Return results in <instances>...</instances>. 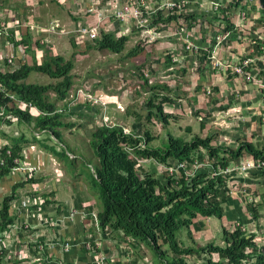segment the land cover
<instances>
[{
	"label": "crops",
	"instance_id": "obj_1",
	"mask_svg": "<svg viewBox=\"0 0 264 264\" xmlns=\"http://www.w3.org/2000/svg\"><path fill=\"white\" fill-rule=\"evenodd\" d=\"M184 1L186 2V13L181 17L168 20V16H166L168 13L167 9L158 11L153 26L160 35L153 41H145L142 36V29L136 28L132 22H117L114 20L113 16L109 19H104L101 27L102 30L114 32L115 35H128L129 39L136 35L145 53H147V50L152 51V49L147 48L148 46H151V48L154 46L156 49L168 48L166 53H168V56H170L172 60L169 66L165 64L168 69L173 70L176 65L183 66L192 63L195 68L200 66L198 73L201 72L198 77L201 80L203 79V84H205L206 80V77H203L206 74L207 81L209 79V83L213 84L215 90L224 92L227 89L224 81L229 82V80L232 79L233 81L231 80V83L234 87H240L238 94L250 97L249 90L247 89L248 87H242L243 82L246 84V82L250 81H243V79L236 74H232L230 79L226 78L222 79L223 81H219L218 78L222 77L223 72L221 73V70L213 65L211 58L215 57L218 60L236 62L239 57L246 55H261L259 46H264V1L242 0L239 7L227 9L228 16L226 18H224L223 12L219 9H225L229 0ZM100 3L101 5H99ZM105 3H107V0H102L97 5L95 4V6L103 10L108 7ZM157 3L158 0H148L147 9H145L146 12H148V10H153L154 14L156 12L154 8ZM214 3L218 4V9H214ZM91 6H94L93 0H0V14L3 16L12 15L15 25H17L18 21L22 20L31 21V23L36 26L47 28L52 21H57L59 25H62V23L65 24V27L62 26L63 28L57 29L55 34H62L64 31H67V26L70 25L72 21H75L76 25L71 27L73 28L71 30H74L80 24L95 21V14L85 12V10ZM36 9H41L43 11H45V9H76L78 13L73 14V11L69 10L72 13V17L68 22H62L59 17L51 16L47 18V21H45L46 23L42 24L41 21H39V13L37 14ZM147 15L149 17L151 16L150 14ZM184 15H186V17H184ZM170 16L171 15H169V17ZM226 20H228L229 23L225 24ZM228 25L230 27H228ZM42 31L45 30L35 29L26 32V34L28 33L35 41L25 44V52H27L26 59L23 61H20L18 58L15 59L16 66L23 62L29 63L28 61L30 59H37L34 54L30 55V51L34 53L35 47V52L38 51L37 46L45 40L42 33L38 34V36H34V33ZM49 32L50 31H45L47 34H50ZM25 36L26 35H24V37ZM187 39L198 47L197 52L190 51L185 47V41ZM2 42L3 41L0 39V46ZM152 52L160 51H155V49H153ZM168 56L162 61L163 63H168ZM1 67L8 68L7 65L4 66L3 60L0 58V68ZM262 67L264 68L263 63ZM260 72L261 74H259ZM260 72L256 75V78L252 80L255 86L250 87V94H252V99L250 101L252 104H250L251 102H246V104L248 106L251 105L250 107L253 109V113L250 117L251 119L254 120V110H257L264 121V70ZM193 73L194 75L197 74V72ZM217 75L219 76L216 80L215 77ZM241 81L243 82L238 83ZM194 82L196 83V80H194ZM83 86L81 85L79 87ZM86 86H88V92L93 95V97L98 98L100 100L99 102H91L88 99L83 100L81 98L76 103L81 102L83 104L75 106L76 103L70 104L73 100L67 95L64 101H59L61 104L57 102L59 109L66 113L70 110H76L77 107L80 106L79 108L87 107L86 111L88 112L90 110L89 108L93 106L91 104L104 103L99 97L101 93L97 96L98 90L91 89L90 85ZM77 88L78 87H76V89ZM195 90H197V87ZM68 93H70V91H68ZM234 104V102L230 101L228 107L230 108V106H234ZM102 106L108 108V103ZM112 106L114 107V105ZM241 112L244 113L245 111ZM82 114L83 113H81V115ZM68 115L75 117L77 116V112L73 111L63 118ZM74 117H72L73 120ZM16 121L15 119L14 122ZM64 121L71 124L59 128L60 142L51 139L49 137L50 133L46 130L38 131L34 129L33 123L30 125L26 124L29 128V133L32 134V141L28 136H20L18 138L13 136L9 139V137L4 136V122L0 123V142L8 146L18 144L20 146L19 155L22 158V164L34 167V170L31 171V175H25V170H16L4 176L0 181L1 193L3 196L8 194L13 186L23 182L22 180L35 179L34 182L27 180L24 185L16 189L15 198L12 201V213L15 216L14 225L16 228H7L2 232L3 235H1L4 239L2 249L3 264H17L20 262L21 264H45V260H48L49 263L54 262L56 264H95V260L99 253L98 251L105 255L110 264H147L146 261H149L147 252H149L150 248L148 245L144 242H140L134 247V245L120 239L115 233L107 234V232L100 231L97 222L94 221L91 213L97 212L98 199L93 189L88 185L86 177L78 167V164L72 168L67 163V160L62 155V147L65 149L67 148L66 153L69 159L77 162L78 158H81L82 161L91 163L88 158L91 154L93 155V153L89 147L88 141L90 133L95 127L89 132L86 144V153L88 156H86L85 153H78L75 151L73 144H71L73 141L64 137V129H75V123L73 121H66L65 119ZM115 123L121 124L123 129H127L128 132L131 131L125 128L126 126L124 124L116 121L107 124ZM77 124H80V122H77ZM83 125L84 124H81L80 127ZM49 139L51 140L50 143L44 142ZM249 156L250 155L246 154L243 155L240 161ZM94 160L96 163V157ZM142 162L143 160H139V165H141ZM234 164L232 163V165ZM163 166L164 170L167 171V165ZM67 167H69L68 170L70 173ZM184 168L185 163L182 169ZM192 169L187 170V173H192ZM235 171L236 170H233L225 175L229 187V196L223 203V216L218 218L220 229L225 227L227 230H232L235 224H240L245 231L254 233L256 237H259L264 234V223H260L264 222V212L261 213V210L264 211V197L263 200H261L262 203H259L255 195L256 193L254 192H257L259 189L264 190V171ZM65 176H68L67 178L70 180V183ZM240 192L245 200L248 198L250 199L247 200L248 202L253 201V204L256 205L257 217H254L247 209V205H244L243 201H241L239 197ZM90 207H92V211H89ZM209 218L210 217L198 218L203 222L201 229L205 228L206 222L208 223L210 221ZM23 224H27L28 227L17 228L18 225L21 226ZM250 224L253 227L257 225L259 229H251V226H249ZM221 237V242H223V232ZM194 240L200 244L197 239L194 238ZM39 242H42L46 247L43 257H41V259H43L42 261L35 260V257H38L37 245ZM65 242H69L68 248L64 247ZM87 242H90L92 245H96L97 243L96 247L98 248L99 246V250L95 252L93 249H88L85 245ZM219 245H223V243ZM197 257L199 258L198 261H200L204 257V254Z\"/></svg>",
	"mask_w": 264,
	"mask_h": 264
},
{
	"label": "trees",
	"instance_id": "obj_2",
	"mask_svg": "<svg viewBox=\"0 0 264 264\" xmlns=\"http://www.w3.org/2000/svg\"><path fill=\"white\" fill-rule=\"evenodd\" d=\"M241 2L242 0H229L225 9L219 10L226 18L227 9L239 7ZM175 17L177 15L173 14L167 19ZM227 23L228 20L225 21ZM29 38L27 33L20 42L28 44ZM128 39V35H115L114 32L100 30L99 36L87 47L121 53ZM142 49L137 43L126 55L135 56ZM169 57L167 66L172 63ZM73 66L72 59L52 54L45 56L42 61L34 58L31 64L20 63L13 71H0V85L4 89L15 92L22 100L31 102L41 111L31 113L28 109L9 108V98L1 92L0 108L4 115L0 116V123L12 124L13 119L6 117L11 114L18 122L29 125L33 123L34 129L46 130L51 139L60 142L59 128L71 123L64 121L63 117L67 113L59 109L57 102L64 101L73 85ZM31 71L47 74L55 81L45 84L25 82ZM144 83H148L147 77L144 78ZM157 88L169 91L165 83L150 85L146 120L152 121L155 116L163 124H168L177 117L165 112L163 105L173 103L174 99L168 92L154 91ZM154 138L148 129L142 133L135 130L125 132L123 126L117 123L103 122L91 131L88 144L97 162L92 164L83 161V164L88 171L87 183L98 199L96 218L100 231L115 233L134 246L144 242L162 264H264V244H258L255 234L245 231L240 224H235L232 230L222 228L223 245L214 242L199 244L191 233L192 228L195 231L201 230L203 222L199 217L223 216V203L229 196V187L226 174L219 173V169L238 163L245 154L264 160V145L258 146L246 139L239 141L235 147L213 144L211 134L204 137L195 134L190 140H185L168 133L161 145H153L151 141ZM5 147H10L12 156L20 154L18 144ZM66 151L67 148L62 147L63 157L71 167H75L76 162L69 159ZM11 158L6 156L5 165L0 167V181L11 171ZM149 159L163 165L184 162L185 168H181L178 175L165 171V176H158L153 169H141L139 160ZM195 161L200 163L196 169L193 167ZM190 169L193 172L187 173ZM27 180L34 182L35 179L22 180L2 197L0 232L15 221L12 201L17 187L24 185ZM247 209L257 217L254 205L248 204ZM89 211H92V207ZM181 228L187 230L191 244L184 245L177 239V232ZM201 254L204 257L200 261L189 262L190 256L197 257Z\"/></svg>",
	"mask_w": 264,
	"mask_h": 264
},
{
	"label": "rangeland",
	"instance_id": "obj_3",
	"mask_svg": "<svg viewBox=\"0 0 264 264\" xmlns=\"http://www.w3.org/2000/svg\"><path fill=\"white\" fill-rule=\"evenodd\" d=\"M36 10L37 14L39 13V21H41L42 24L46 23L45 21H47V18L51 16L59 17L62 22H68L72 17L70 11H73V14L78 13L76 9ZM75 25L76 22L72 21V23L67 26L68 29L66 30L68 32H60L62 34H55L57 30L54 32L50 31V34L45 33V31L34 33V36H38V34L42 33L43 38L45 37V42L37 46L38 51L35 52L36 47L34 48V53L30 51V55L34 54L38 61H42L45 56L56 53L62 55L65 59H72L74 66L71 73L73 74L74 81L69 90L70 93L73 89L81 85H90L91 89L98 90L97 96L101 93L99 97L104 103H90L93 106L90 105L91 108H89L90 110L88 112L86 111L87 107L79 108L80 106L77 107L76 110H70L68 111L69 113L66 112L67 114L73 111L77 112V116L75 117L68 115L64 118L66 121H73L75 123V129H64L63 133L66 139L68 138L73 141L71 144H73L74 150L78 153L82 152L88 156L86 153V144L89 132L96 125L102 122L112 123L115 121L124 124L126 126L125 128L135 130L139 133L148 129L155 137L151 141L153 145H161L162 142L165 141L168 133L181 136L185 140H190L195 134L201 137L211 134L213 137V144L230 145L232 147H235L237 143L243 139L252 141L258 146L264 145V121L257 110H254V120L251 119L250 117L253 113V109H251V105L248 106L246 104V102H251L250 100L252 99L250 87L255 86V83L252 81L247 82V85L244 84V80L238 82H243L242 87H248L247 89L249 90L250 97L238 94L240 87H234L231 83L232 79H230L233 73L227 70H221L220 72L224 74L222 73V77L220 78H218L219 75H217L215 79L217 80L218 78L219 81H223L222 79L228 78L230 80L229 82L224 81V84L227 86L224 92L216 91L213 84L209 83V79L207 81L206 74L203 77H206L205 84L202 83L203 79H199L198 76L201 71L199 73L198 71L200 66L195 68L194 64L189 63V65L183 66L176 65L173 70L166 68V63L162 61L168 56V53H166L168 48L156 49L154 46L152 48L148 46V49H152V51L155 49V51L160 52L147 50V53H145L142 50L135 56H127V51L139 43L136 35L130 37L126 42L125 49L121 53L98 50L94 47L88 48L87 45L92 41L86 40V38H80L77 32L71 30L73 29L71 27ZM62 26L65 27V24L62 23L59 28H63ZM34 41L35 39L30 36L29 42ZM32 61L33 60L30 59L28 61L29 64H31ZM193 72H197V74L194 75ZM259 74H261V72ZM146 77L148 78V83L145 84L144 78ZM194 80H196V83ZM24 81L28 83L45 84L54 82L55 80L42 72L31 71ZM156 83H158V85L161 83L167 84L169 91L162 90L161 88L154 89V91L168 92L174 99L173 103L163 105L165 112L176 114L177 117L176 119H171L168 124H163L161 120L155 116H153L152 121L146 120L145 115L149 107L147 104L148 97L151 94L149 87ZM196 87L197 90H195ZM70 93H68V96ZM51 95L54 94L51 93ZM156 101H158V99ZM230 101L235 104L229 108ZM76 102L77 100H74L70 102V104ZM107 103L109 109L102 106ZM78 104L83 103L78 102L75 106ZM250 104H252V102ZM112 105H114V107ZM125 111H128V113L126 114ZM241 111L245 112L242 113ZM81 113L83 114L81 115ZM136 113H139V115H136ZM72 117H74V120ZM77 122H80V124H77ZM81 124L84 125L80 127ZM3 128L5 131L4 136L9 137V139L13 136L16 138L28 136L30 140L32 139V134L29 133V128L25 123L18 121L10 125L4 123ZM44 142L50 143L51 140L49 139ZM201 152L206 155L204 150H201ZM88 159L92 164H95V156L91 154ZM206 160H208L207 157ZM76 164H78V167L86 177L88 171L85 170L82 159L78 158ZM140 167L146 170L153 169L156 175L165 176L164 166L158 164L154 160H144ZM68 168L69 167H67V170ZM67 177L65 176L70 183ZM241 192L239 197L244 205H254L253 201H247L250 199L247 198V200H245ZM254 193H256L255 195L259 203H262L261 200H263L264 197V190L259 189ZM2 197L3 194L0 189V202ZM263 212L264 211L261 210V213ZM209 219L210 221L208 223L206 222L204 229L200 231H195L193 228L191 229L192 238L197 239L202 245L207 242L222 244V229H220L219 219L215 216H210ZM249 226H251V224ZM254 226L255 227L251 226L250 228L259 229L257 225ZM177 239L184 245L190 244L191 240L188 238L185 228H181L177 232ZM255 240L258 244L263 245L264 234L259 237L255 236ZM147 254L149 256V261H146L147 264H162L161 260L150 248ZM188 259L189 262L192 263H196L199 260L198 257L194 256Z\"/></svg>",
	"mask_w": 264,
	"mask_h": 264
},
{
	"label": "built area",
	"instance_id": "obj_4",
	"mask_svg": "<svg viewBox=\"0 0 264 264\" xmlns=\"http://www.w3.org/2000/svg\"><path fill=\"white\" fill-rule=\"evenodd\" d=\"M102 0H93L94 6L89 7L85 10L86 13H93L96 15V20L90 23L80 24L78 25L74 31L77 32L80 38H86V40L93 41L99 36L100 30H102L101 24L104 19H109L111 16L114 17V20L117 22H132L136 28L142 29V36L145 41H153L160 34L155 29L154 19L156 14L161 9H167L169 15H177V17H181L184 13H186V2L184 0H158V3L154 9L156 12L153 14V10L147 9L148 0H107L105 3L108 7L103 10L97 8V5ZM101 5V3L99 4ZM214 9H218V4H213ZM147 14H150L149 17ZM61 25L57 21H52L50 25L46 27L36 26L31 21H18L17 25L13 23L12 15H1L0 14V39L3 41L0 46V58L3 60L4 66L7 65L8 68L1 67L0 71H13L17 66L15 65V59H19L20 61L25 60L26 58V46L20 42L24 35H27L26 32L33 31L35 29H43L45 31H56ZM20 29V30H19ZM23 29V30H21ZM66 32V31H64ZM43 41V40H41ZM45 42V40L43 41ZM185 47L193 52H197L198 47L188 39L185 41ZM259 50L261 52L260 56H243L239 58L236 62L226 61V60H218L215 57L211 58V62L213 65L220 70H227L232 72L234 75L236 74L241 79L245 81H252L256 78V75L261 70H264L262 67V63L264 64V46H259ZM3 93L5 96L9 98L8 106L9 108H18L21 110L28 109L31 113H40L31 102H25L20 98L18 94L11 90H6L0 85V93ZM70 98L74 100H80L81 98L88 99L91 102H99L100 100L96 97H93L88 92V86L78 87L77 89L71 91ZM4 115V111L0 108V116ZM15 120V117L11 114L7 115ZM108 123V122H104ZM125 132H128L127 129H123ZM6 156H11L13 166L11 167V171L16 170H25V175H31V171L34 170V167L25 166L22 164V158L20 155L12 156L10 147H5V144L0 142V167L5 165ZM22 164V165H21ZM194 168H198L200 163L195 161L193 164ZM184 167L183 162H176L166 166L167 171L170 174H180V169ZM264 169V160L255 159L252 156L246 157L244 160H241L238 164L230 165L224 169H219V173H229L233 170L240 172H247L249 170L261 171ZM94 221L97 222L96 213H91ZM16 228L14 222L10 224L7 228L11 229ZM24 227L27 228V224L18 225L17 228ZM244 229L243 227H241ZM3 232V231H2ZM0 232V264H3L2 259V249H3V233ZM88 249H93L95 252L99 250L97 243L96 245H92L90 242L85 243ZM69 242L64 243V247L68 248ZM46 247L42 242H39L37 245L38 257H35V260L42 261L41 257H43V253L45 252ZM98 257L95 260V264H110L107 261L105 255L98 251ZM26 262V261H22ZM45 264H56L54 262L49 263L48 260H45ZM17 264H21L17 263Z\"/></svg>",
	"mask_w": 264,
	"mask_h": 264
},
{
	"label": "bare ground",
	"instance_id": "obj_5",
	"mask_svg": "<svg viewBox=\"0 0 264 264\" xmlns=\"http://www.w3.org/2000/svg\"><path fill=\"white\" fill-rule=\"evenodd\" d=\"M47 44V43H46ZM170 58V57H169ZM247 83V82H246ZM14 195V194H13ZM12 197V196H11ZM88 209V208H87ZM88 217V216H87ZM135 247V246H134ZM127 252V251H126Z\"/></svg>",
	"mask_w": 264,
	"mask_h": 264
}]
</instances>
